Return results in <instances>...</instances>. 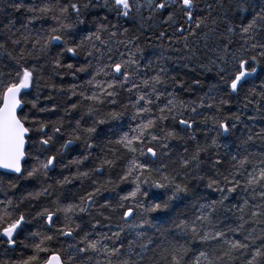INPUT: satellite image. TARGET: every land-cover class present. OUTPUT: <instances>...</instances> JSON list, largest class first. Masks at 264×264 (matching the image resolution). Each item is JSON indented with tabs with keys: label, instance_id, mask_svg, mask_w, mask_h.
<instances>
[{
	"label": "snow or ice",
	"instance_id": "1",
	"mask_svg": "<svg viewBox=\"0 0 264 264\" xmlns=\"http://www.w3.org/2000/svg\"><path fill=\"white\" fill-rule=\"evenodd\" d=\"M0 264H264V0H0Z\"/></svg>",
	"mask_w": 264,
	"mask_h": 264
}]
</instances>
